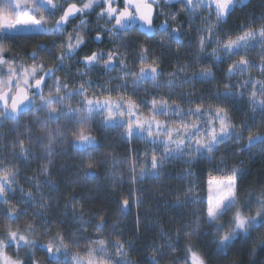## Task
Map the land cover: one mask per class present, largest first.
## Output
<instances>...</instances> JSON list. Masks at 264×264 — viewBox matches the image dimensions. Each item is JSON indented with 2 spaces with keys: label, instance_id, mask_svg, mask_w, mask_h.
<instances>
[{
  "label": "snow or ice",
  "instance_id": "1",
  "mask_svg": "<svg viewBox=\"0 0 264 264\" xmlns=\"http://www.w3.org/2000/svg\"><path fill=\"white\" fill-rule=\"evenodd\" d=\"M250 4L0 0V264H140L131 253L144 246L134 249L121 227L133 209L136 236L156 232L144 264H240L234 250L249 242V264H256L264 253V177L248 184L250 169L238 157L264 161V3L259 16L228 28ZM181 13L187 20L177 23ZM97 68L104 77L118 74L101 84L91 79ZM198 83L208 85L199 95ZM96 130H118L145 150L98 159L105 145ZM173 162L182 165L175 176L167 167ZM165 177L182 182L167 190L170 199ZM125 179L132 187L111 196L114 208L85 206L108 199L102 180L114 193ZM145 181L158 187H137ZM149 200L157 209L164 200L167 225L142 211Z\"/></svg>",
  "mask_w": 264,
  "mask_h": 264
},
{
  "label": "trees",
  "instance_id": "2",
  "mask_svg": "<svg viewBox=\"0 0 264 264\" xmlns=\"http://www.w3.org/2000/svg\"><path fill=\"white\" fill-rule=\"evenodd\" d=\"M264 3V0H252V4H250L248 7H246L243 11H240L239 9L233 13V16L229 18V22H228V28L229 29H235V27L241 23L245 22V18L246 15H255L258 16L261 14V8H260V4ZM181 21H183L181 19ZM198 23V19L195 21ZM193 35V33H192ZM190 39V32L187 33L186 38H185V44L187 45L188 41ZM177 48V46H175V48H173V50H175ZM159 51V50H158ZM184 50H182L183 52ZM181 60L185 59V55L182 54L180 57ZM174 62V61H172ZM170 64V60L168 57H165L164 60V67L166 69H168ZM226 68V64H222L217 66L216 71H217V76L220 77L221 79H223L222 77V71L223 69ZM197 95H199V90L201 88H207L208 85L204 84H197ZM150 88V87H149ZM148 88V89H149ZM152 92H157V89H154L151 87ZM165 90V89H164ZM166 91V90H165ZM167 93V91H166ZM246 111V108L244 109ZM237 115L238 118H243L242 117V113L240 111V102L237 103ZM94 135H96L97 139L100 140V142L102 144L105 145L104 148H102L100 150V152H113L120 155H126L127 153H129L130 148H133V151L137 149V146L139 147V143H135L133 142L131 145H129L128 143L125 142H118L119 140H117L116 138H114L112 136V133L110 131V134L107 135L105 134V131L103 132H99V131H94ZM235 147V146H234ZM136 148V149H135ZM223 150V149H222ZM71 151V150H70ZM253 151H256L255 149ZM229 157L231 156V153H228ZM239 159H244L245 160V166L248 167L250 169V176H249V180H248V184L253 183L254 181H257L260 179V177H264V161H262L259 157L254 158L253 160H248V154H242L241 156L238 157ZM78 159V158H77ZM61 161H57V164L59 165ZM230 163L234 162V160H230ZM58 167V166H57ZM168 170L171 171L172 175H176L177 173V169H173L170 166H167ZM205 165H197L196 166V170L199 171L201 168H204ZM101 169H97V171L100 173L101 177H103V173L100 172ZM208 178V172L207 170L204 171L203 173V179L207 180ZM164 184H165V199H170L167 196V190H171V189H175L179 186H181L182 182L179 180H169L167 177H165L164 179ZM103 183V195L105 197H108L107 200H97V201H89L86 202L85 206L86 207H91V208H97L100 207L101 202H103L104 204L108 205L110 208H114V205H111L110 203V199L112 195H115L117 198H119L120 196H124V195H128L129 193V189L130 187H132L130 184H128L127 182L123 183L122 186H119L114 193L110 192L109 186H105V183ZM145 183H147V186H145L144 189L146 192L147 191H153L156 187H158V185L153 184V182L150 181H146ZM79 191V189H78ZM164 200H160V205L161 207L159 209H157L154 206V201H146L144 207H145V211L150 210L149 213H145L146 215L149 216L150 220H155L157 216H161V223L167 225L168 221H169V217L167 215L164 214V209L162 207ZM135 209H133V215L129 216L121 225L123 232H124V236L127 240H132L133 241V246L134 249H140L142 246H144L145 251L147 250V244L150 243L152 244L153 239L156 238V232L154 230H148V231H142L139 235V237L136 236L135 234V230L133 227V218L135 215ZM142 211H144V208L142 209ZM106 219H109V221L111 222L112 220L115 219V216L112 212H109L108 215L106 216ZM255 235V234H254ZM251 242H249L248 244H238L237 248L234 250L233 255H235L239 261L240 264H249V258H248V250L251 248ZM144 251V252H145ZM144 252L143 253H139L136 250H134L131 255L133 258L137 259L140 264H144L143 260H144ZM41 255V254H40ZM231 259V257H230ZM256 259V264H264V253H260V255L258 257L255 258ZM212 264H229V261H217V260H213Z\"/></svg>",
  "mask_w": 264,
  "mask_h": 264
},
{
  "label": "rangeland",
  "instance_id": "3",
  "mask_svg": "<svg viewBox=\"0 0 264 264\" xmlns=\"http://www.w3.org/2000/svg\"><path fill=\"white\" fill-rule=\"evenodd\" d=\"M259 16V15H258ZM197 25L200 23V21L198 20V23L197 22H195ZM192 33H193V35H192ZM194 38H195V32L194 31H192V32H190V39H192V41L194 42ZM259 51V49L257 48L256 50H254V51H252L251 52V57L253 58V59H256L257 58V52ZM253 75H257V73H255V72H253ZM238 79H241V77H234L233 78V83L236 81V80H238ZM144 87H147L148 88V86L147 85H144ZM151 84H150V88H149V91L150 92H152V90L153 89H151ZM197 87V86H196ZM128 91L129 92H131L132 91V89L131 88H129L128 89ZM174 91H177V90H174ZM159 93L160 94H164V95H167V93H166V91L164 90V89H162V91L160 92V90H159ZM142 98H143V93H140L139 94ZM175 98V97H174ZM94 128H95V125H94ZM97 131H99V132H103L102 130H97ZM117 131L118 130H115V131H111V133H112V136L114 137V138H116L117 140H119L118 142H124V141H122L121 139H120V137L117 135ZM105 134H107V135H109L110 134V132H106L105 131ZM135 143H139V147L137 146V149L136 150H134V151H144L145 150V147H146V145L144 144V143H142V142H140V141H136ZM130 149H132L133 150V148H130ZM69 151H70V149H69ZM102 153L103 152H99V153H95L94 155L96 156V158H98V159H103V155H102ZM113 153V152H112ZM114 155H116L118 158H121V159H123V158H125V157H127L128 155H129V153H127L126 155H118V154H116V153H113ZM78 160V159H77ZM63 161H61L60 163H62ZM60 165V164H59ZM59 165L57 164V166L59 167ZM168 166H170L171 168H175V169H177V173H176V175H178L179 174V171H180V169L182 168V165H181V163L180 162H173V163H171V164H169ZM30 168L28 169V168H23L22 167V172L23 171H27L28 170V172L27 173H24V175L25 174H31V171H32V167L31 166H29ZM37 167V166H36ZM35 167V168H36ZM107 167V166H106ZM100 172L101 173H105V169H101L100 170ZM22 173H21V178H23V176H24ZM104 176V175H103ZM21 182L23 183V179H21ZM102 182H104L105 183V186H109V183L107 182V181H103L102 180ZM125 182H127V179H125V181H124V183ZM146 182V181H145ZM142 183V184H139V185H137V187H140V188H145V186H147V183ZM128 183V182H127ZM165 182H163V184H164ZM183 183H186V182H183ZM129 184V183H128ZM25 187H27V185L25 184ZM164 188H165V184H164ZM165 199V198H164ZM164 203V202H163ZM146 204H144V206H145ZM147 206V205H146ZM145 206V207H146ZM145 207H143L144 208V213H149L150 212V210H148V211H145ZM123 239H125V240H127L126 238H125V236L123 235ZM147 245H150V243H148ZM146 245V246H147ZM147 251H148V249L144 252V260H143V263H144V261H145V255H146V253H147ZM38 255H40L39 253H38Z\"/></svg>",
  "mask_w": 264,
  "mask_h": 264
},
{
  "label": "flooded vegetation",
  "instance_id": "4",
  "mask_svg": "<svg viewBox=\"0 0 264 264\" xmlns=\"http://www.w3.org/2000/svg\"><path fill=\"white\" fill-rule=\"evenodd\" d=\"M178 9V6L176 7V8H174V9H172L173 11H176ZM162 19V18H161ZM181 19L183 20V21H186L187 20V16H186V14H184V13H181L179 16H178V19H177V23H179V22H181ZM89 20L92 22V24L94 25L95 24V17H94V15L93 16H91V17H89ZM77 21H74L73 23H76ZM95 33L93 32L92 33V35H94ZM175 46H177V45H175V44H173V46H172V48H175ZM90 47H92V48H94L95 47V45H90ZM29 50H30V48H29ZM72 70L73 71H75L76 70V66H75V64H72ZM118 73L117 72H112V73H110L109 74V77H114V76H116ZM91 79L93 80V81H96V82H98V83H104L105 82V80L106 79H108L109 77H104V75H103V69H100V68H97V69H94L92 72H91ZM147 86H148V88L150 87V83L149 84H146ZM94 87H95V85H94ZM166 91H167V89H165ZM158 91V90H157ZM162 90H160V92H161ZM177 91H179V90H177ZM31 117H26V119H30ZM3 131H7V128H5V129H3ZM33 169H35V167L37 166L36 164H32V165H30ZM30 167H28V169H29ZM28 172V170L27 171H23L22 172V174L24 175V173H27ZM30 175V174H29Z\"/></svg>",
  "mask_w": 264,
  "mask_h": 264
}]
</instances>
